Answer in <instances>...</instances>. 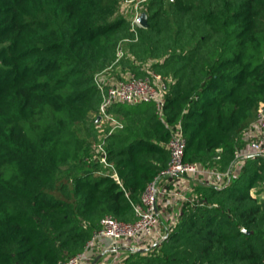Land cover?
<instances>
[{
    "label": "trees",
    "instance_id": "1",
    "mask_svg": "<svg viewBox=\"0 0 264 264\" xmlns=\"http://www.w3.org/2000/svg\"><path fill=\"white\" fill-rule=\"evenodd\" d=\"M120 1L0 0V264H57L83 250L101 216L134 220L133 203L169 161L170 127L181 130L183 161L205 169L225 171L247 150L243 133L264 101V0H148L135 40ZM169 11L186 43L162 42ZM126 44L137 74L150 63L175 80L160 111L108 108L125 120L105 137L108 166L87 118L100 102L94 75L118 45L121 62ZM197 176L177 214L162 210L161 242L129 244L117 264L264 263V156L248 154L220 188ZM176 184L167 176L161 187Z\"/></svg>",
    "mask_w": 264,
    "mask_h": 264
},
{
    "label": "built area",
    "instance_id": "2",
    "mask_svg": "<svg viewBox=\"0 0 264 264\" xmlns=\"http://www.w3.org/2000/svg\"><path fill=\"white\" fill-rule=\"evenodd\" d=\"M147 1L123 0L122 5L131 9L130 30L133 33L134 40L137 38L136 27L140 26L137 22L141 13L138 7ZM128 40L130 39L124 38L122 41ZM122 56L123 50L118 45L114 60L106 68L94 75V82L100 93L97 118L104 123V126L99 131L100 141L96 145V152L99 153L100 162L108 166L111 165L106 161V151L103 148L105 137L123 126V123L118 118L108 112V108L115 103L137 104L140 102H152L155 108L160 111L170 81L168 77L152 69L150 63L139 65L137 67L139 74L134 70H127L124 72L119 71L117 76L114 75L120 66L118 63ZM112 71H114L113 74L110 73ZM142 73L144 74L141 75ZM169 130L171 132L167 142L169 161L167 166L146 185L139 201L133 203L135 219L122 221L108 214L101 216L97 229L92 232L83 250L65 260L58 261L57 264H82L85 251L104 238L112 242L123 240L128 242L129 240L143 239L155 234L158 230L160 217L158 205L161 206L162 212L163 208L172 205L178 200L181 202L185 199L184 188L181 184L173 185L169 189H163L161 187L162 178L167 176L195 177V175L203 174L217 184V188H220L227 184L231 170L242 162L248 154L253 153L264 156V101L258 105L256 119L243 133L244 140L247 142V150L236 149L230 167L222 172L205 169L196 162L183 161L184 138L179 125L170 127ZM112 176L117 182L119 181L115 173Z\"/></svg>",
    "mask_w": 264,
    "mask_h": 264
},
{
    "label": "rangeland",
    "instance_id": "3",
    "mask_svg": "<svg viewBox=\"0 0 264 264\" xmlns=\"http://www.w3.org/2000/svg\"><path fill=\"white\" fill-rule=\"evenodd\" d=\"M165 1H167V0H165ZM122 4H123V0L120 1L119 7H118V12L121 13V14H123L124 18L129 23L130 22V17H131V9L128 6H123ZM141 6L138 7V10H140V12H143ZM175 19H176V16H173L170 13V11L166 13L165 18L163 20L168 25V27L165 28L164 32L162 33V42H165L166 41L168 43H172V39H176V40L180 39V41L186 43V40L183 39L180 35L177 34V32L175 30V27H173V28L172 27H169L170 25L173 24V22H174ZM203 37L204 36H202V38ZM207 41H210L211 42L210 37L207 38ZM119 42H120V40H119ZM130 46L131 45H129V44L128 45L126 44L124 46L125 47V51H126L125 52V56L121 60V62L118 63V65H120V66L118 67V69L116 70V72L114 73V71H112V72H110L111 74L114 73V75L117 76L119 74V71L124 72V71L132 70L133 69L132 68V65L131 66H128V65L131 62H132V64L133 63L135 64V62L137 61L135 59L136 58L135 57L136 56V53H135L136 46H134V45H132L131 47ZM165 49H166L165 50V53L166 54L171 53L173 49L176 52L180 51V47L178 45H174V46L173 45H168V46H166ZM203 53H204V51H201L200 52V54H203ZM126 61H128V62H126ZM164 76H166V74H164ZM166 77H168L170 79L169 83H172L175 80V78L173 80L169 76H166ZM97 114H98V112L97 113H91L88 116V118H87V120H88L87 121V126L89 128L91 126V123L94 122L92 124H93V128L96 129V133H97V143H98L100 141V132L99 131L104 126V123L100 122V120L97 118ZM94 116H95V118H93ZM116 118H119L122 123H124V121H125L124 118H122L121 115H118V116L116 115ZM93 132L95 133V131H93ZM96 133H95V135H96ZM82 135L85 136V133L82 134ZM88 137H87V139H88ZM246 143L247 142H245V140H243V143H242L241 146H243ZM94 145L96 147L97 144L94 143ZM94 145H93V149L95 148ZM94 158L96 159L97 157H94ZM196 179H199V177L197 175H195V180ZM183 192H184V189H183ZM179 202L180 201L178 200V201L174 202L172 205L163 208V210L166 209L167 212H170L171 214L174 211V214H177L176 207L179 206ZM165 219H166V216L163 214V211H162L161 214H160V217H159L158 230L152 236L146 237L144 239H134V240H131L130 242H127L126 240L118 241V242H112L111 240L106 239V238H104V240L101 239L99 242H97L94 245L90 246L85 251V253H84V260H83V263L82 264H117V262L120 260V258H122L124 256V255L122 256V253H123L122 250H124L123 247H128V246H130L129 244H132L131 246H134V247L143 248V251H146L149 248L147 246L149 244L151 246L152 245H155V244H159V242H161L162 238L166 234V232H165V230L163 229V226H162L163 224H165L164 223ZM111 247H114V249L111 250ZM88 250H89V252H88Z\"/></svg>",
    "mask_w": 264,
    "mask_h": 264
},
{
    "label": "crops",
    "instance_id": "4",
    "mask_svg": "<svg viewBox=\"0 0 264 264\" xmlns=\"http://www.w3.org/2000/svg\"><path fill=\"white\" fill-rule=\"evenodd\" d=\"M195 177H190V176H184V177H182V178H180V177H177V182L179 183V184H181V186L184 188V189H186V188H188L189 187V185H190V181H192L191 179H194ZM161 201V200H160ZM158 209L160 210V214H161V206L160 205H158ZM104 240V239H103ZM134 247V246H133ZM114 249V247H111V250H113Z\"/></svg>",
    "mask_w": 264,
    "mask_h": 264
},
{
    "label": "water",
    "instance_id": "5",
    "mask_svg": "<svg viewBox=\"0 0 264 264\" xmlns=\"http://www.w3.org/2000/svg\"><path fill=\"white\" fill-rule=\"evenodd\" d=\"M137 22L140 26L142 27H146L147 26V16L145 12H141L140 15L138 16ZM245 232H247L246 230H244ZM131 250H140L143 251V248H134V247H130Z\"/></svg>",
    "mask_w": 264,
    "mask_h": 264
}]
</instances>
